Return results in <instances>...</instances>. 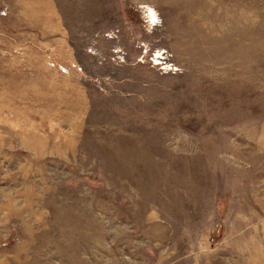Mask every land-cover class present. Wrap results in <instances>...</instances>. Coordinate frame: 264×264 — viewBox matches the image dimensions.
Masks as SVG:
<instances>
[{"label":"rangeland","instance_id":"1","mask_svg":"<svg viewBox=\"0 0 264 264\" xmlns=\"http://www.w3.org/2000/svg\"><path fill=\"white\" fill-rule=\"evenodd\" d=\"M0 264H264V0H0Z\"/></svg>","mask_w":264,"mask_h":264}]
</instances>
